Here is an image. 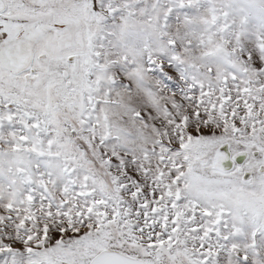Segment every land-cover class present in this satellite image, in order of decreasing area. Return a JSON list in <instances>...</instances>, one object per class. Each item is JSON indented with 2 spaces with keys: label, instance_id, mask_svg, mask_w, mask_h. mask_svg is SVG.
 Masks as SVG:
<instances>
[{
  "label": "snow or ice",
  "instance_id": "6c2138e0",
  "mask_svg": "<svg viewBox=\"0 0 264 264\" xmlns=\"http://www.w3.org/2000/svg\"><path fill=\"white\" fill-rule=\"evenodd\" d=\"M0 264H264V0H0Z\"/></svg>",
  "mask_w": 264,
  "mask_h": 264
}]
</instances>
